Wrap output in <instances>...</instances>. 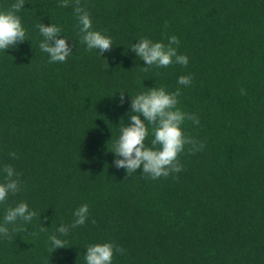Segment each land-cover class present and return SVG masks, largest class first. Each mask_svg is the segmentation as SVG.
Wrapping results in <instances>:
<instances>
[{
	"label": "trees",
	"instance_id": "obj_1",
	"mask_svg": "<svg viewBox=\"0 0 264 264\" xmlns=\"http://www.w3.org/2000/svg\"><path fill=\"white\" fill-rule=\"evenodd\" d=\"M14 2L0 0V11ZM60 2L25 0L17 15L28 41L0 50V169L11 165L22 184L0 204V224L20 202L37 212L17 221L26 231L0 235V264H87L98 243L125 250L112 264H264V0H80L113 41L103 56L80 42L73 7ZM40 23L62 29L66 62L40 50ZM171 36L188 65L144 71L132 46ZM188 75L191 85L178 84ZM154 87L180 89L178 107L200 121L183 130L204 144L156 180L116 168L112 152L131 95ZM84 204L88 221L54 251L49 237Z\"/></svg>",
	"mask_w": 264,
	"mask_h": 264
},
{
	"label": "clouds",
	"instance_id": "obj_2",
	"mask_svg": "<svg viewBox=\"0 0 264 264\" xmlns=\"http://www.w3.org/2000/svg\"><path fill=\"white\" fill-rule=\"evenodd\" d=\"M25 5V0H15V2L5 11H0V50L6 51L15 48L20 43L28 41L27 33L20 16L17 15ZM73 7L81 33L80 42L86 44L87 50H98L103 56L105 52L111 51L113 41L111 37L93 30L92 20L89 12L81 6L80 0H61L60 7ZM43 40L39 44L41 51L50 57L49 63H63L72 55L73 49L66 38H60L62 29L52 24L46 26L44 23L37 25ZM180 40L176 36L168 38V43L153 42L144 38L135 43L131 51L136 53L139 59L143 60L147 67L166 68L172 64L187 66L189 58L178 53ZM175 45V47H174ZM193 77L180 76L178 84L189 86ZM243 94V90H241ZM120 93V103H125L124 91ZM181 95L180 89L168 92L165 88L154 87L149 91L131 95L130 124L120 126V134L113 146L112 152L117 156L114 166L118 169H125L128 175H132L142 167L143 174L153 180L161 177L167 178L172 173H179L183 170L180 156L185 151L195 154L203 151L204 144L189 136L183 125L190 120L195 125L200 121L194 114H189L181 110L178 97ZM151 126V131H150ZM150 146L146 144L149 137ZM12 158H17L16 153H9ZM4 174L3 182H0V204L6 203L10 195H16L22 190L19 174L15 172L11 165H4L0 169ZM178 178V177H177ZM37 212L29 209L26 202H20L15 207H9L4 215L3 224H0V235L11 238V234L16 231L25 230L16 226L17 221L24 223L31 222ZM74 221L71 225H61L57 228L59 236L53 234L49 237L54 251L65 248L66 241L61 239L67 236L70 228L84 225L89 219V206L84 204L74 212ZM95 223V220L92 221ZM9 225H12L11 230ZM47 227H40V232H45ZM32 235H36L35 232ZM85 259L87 264H112L114 255L125 251L113 243H98L87 246ZM53 251V252H54Z\"/></svg>",
	"mask_w": 264,
	"mask_h": 264
}]
</instances>
